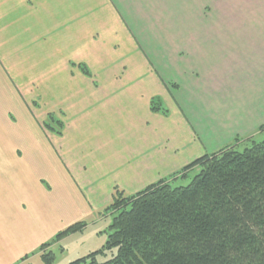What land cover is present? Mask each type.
Masks as SVG:
<instances>
[{
  "label": "crops",
  "instance_id": "1",
  "mask_svg": "<svg viewBox=\"0 0 264 264\" xmlns=\"http://www.w3.org/2000/svg\"><path fill=\"white\" fill-rule=\"evenodd\" d=\"M262 125L264 0H0V264Z\"/></svg>",
  "mask_w": 264,
  "mask_h": 264
},
{
  "label": "trees",
  "instance_id": "2",
  "mask_svg": "<svg viewBox=\"0 0 264 264\" xmlns=\"http://www.w3.org/2000/svg\"><path fill=\"white\" fill-rule=\"evenodd\" d=\"M79 69L89 76L85 66ZM150 108L167 115L157 99ZM43 127L58 136L63 130L52 115ZM258 133L259 141L235 139L132 196L114 189L102 211L111 218L104 245L67 264H264V125ZM194 169L187 186L172 185ZM84 226L75 223L54 240ZM41 258L43 264L53 260L50 252Z\"/></svg>",
  "mask_w": 264,
  "mask_h": 264
},
{
  "label": "rangeland",
  "instance_id": "3",
  "mask_svg": "<svg viewBox=\"0 0 264 264\" xmlns=\"http://www.w3.org/2000/svg\"><path fill=\"white\" fill-rule=\"evenodd\" d=\"M258 130L254 134L242 138V141H240V143L244 145L246 139L249 137L257 141L261 140V136L260 133H258ZM197 171V169L189 171L183 178H177V180H175L172 185L174 187L187 186L191 182L192 178L195 176ZM110 219V216L107 215L106 218L98 216L97 219H93L92 221L90 220L89 222H87V227L84 231L76 233L75 236H73V238H71L68 242L64 243L62 247L66 246L68 248V251H73L74 253L77 252V254H79L78 252L82 251L84 252L82 254H86V250H91L93 252L99 250L105 243L107 227L110 224ZM75 258L77 257H72L71 259H69V261L66 262L75 260ZM108 258L109 254H106V256L99 255L97 257V260L99 262H102ZM62 259L63 255L61 251L56 248L54 250V257L51 264H66V262H61ZM33 264L36 263L34 262Z\"/></svg>",
  "mask_w": 264,
  "mask_h": 264
}]
</instances>
